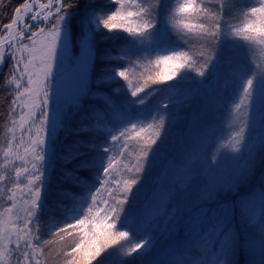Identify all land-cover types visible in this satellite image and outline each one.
<instances>
[{
    "label": "snow or ice",
    "instance_id": "1",
    "mask_svg": "<svg viewBox=\"0 0 264 264\" xmlns=\"http://www.w3.org/2000/svg\"><path fill=\"white\" fill-rule=\"evenodd\" d=\"M79 2L80 0H47V3H41L40 0H23L13 9L8 23L0 22V64L11 61L8 64L10 73L7 79L9 83L17 84L15 91L8 98L7 115L14 118L13 127L9 128V132L13 135L7 141V146L0 148V151L6 163L15 154L17 161H23L24 165L21 167L13 163L11 168L0 172V183H5L7 193H11L7 198L12 203L5 211L13 213L16 207V193L8 186L9 184L27 188L24 195L26 200L30 201V207L24 210L23 214L21 211L14 213L13 228L16 231L0 233V240L4 241L6 248L14 244L10 251L15 255V264H42L41 258L47 257L46 248L50 250L56 237L65 241L64 248L56 257L62 261V264H96L102 255L115 248L121 241L129 242L126 252L128 256L149 251L154 243L151 235L138 242H131V233L119 227V224L126 212L130 197L143 179L156 146L163 138L164 116H161L159 123L155 125L148 123L138 126L134 121L141 119L120 112L112 114L114 119L124 122L123 126L109 136L108 146L102 149L107 156L103 162L102 173L98 177L99 186L96 185L94 190L87 193L81 214L73 219L74 223L56 226L49 240L41 243L40 237L34 235V221L39 219L38 213L42 205L45 175L44 146L49 132L55 134L58 127L57 117L53 119V112L50 109L54 65H57L58 57L62 59L58 49L61 44L63 24L69 11L75 9ZM161 2L162 0H154V3L146 5L142 0H109V3L115 7L107 12H94L90 23L96 25V28L86 31L78 42L80 47L78 60L85 58L89 61L95 60L96 42L93 33L100 28L112 35L125 33L137 45L151 44ZM214 2L218 7L210 8L205 0L199 2L175 0V5L170 8L175 26L185 34L183 45L187 46L195 41L208 49L210 54L203 61L188 59L190 53L180 50L182 48L171 50L161 48L154 52L144 50L135 59L129 57L127 47L122 49L119 59L127 60L128 65L112 69L111 72L124 81L136 104L143 105L145 97L152 94L155 86L174 77L178 79L182 73L195 72V77H199L198 81L202 83L213 66L221 63L218 49L225 38L231 40L234 47L244 46L238 43L239 39L248 45H264V0H254L252 6L239 9L243 17L239 25L229 24L228 18L234 14L232 8L225 4V0H214ZM39 37L43 39L40 41V47L37 48ZM24 49H28L29 55L27 57L21 55L17 58L16 51ZM99 58L106 61L117 59L111 57L109 52ZM36 60H39V68L38 71H33L32 69L36 68ZM224 62L235 63L233 58ZM111 72L106 70V74L99 77L96 84L109 83L113 79ZM21 80L24 81L23 84L19 83ZM221 88L225 97L224 103L227 102L228 97L225 94L230 88L232 96L237 93L240 96V102L235 104V108L242 111L244 126L235 133V139L237 145L242 147H235L234 150L241 152L247 143L244 134L245 129L251 126L253 101L258 92L264 95V75H257V69L252 68L248 71L245 65H240L236 80L230 82L226 79ZM25 93L34 94L32 110L27 113L23 111L17 113V101H22ZM91 95L93 99L105 104L108 111L113 109V101L104 92H92ZM172 99L173 97L167 98L157 110L166 112L172 104ZM105 115V111L100 110L94 114L97 120L101 118L104 120ZM17 117L22 128L27 125L29 142L24 148L25 156L18 154L21 144L24 143V133H21L20 140L16 139L14 128ZM149 129L155 130L150 132ZM81 131L89 130L83 128ZM107 131L111 129L108 128ZM116 146H119V151L113 155ZM95 147L94 144L86 145L88 150ZM82 148H85V142L77 141L71 153L64 158V162L69 163L85 157L86 151H82ZM29 154L30 161L25 158ZM133 155L136 157L135 161L130 159ZM209 159L213 165L218 162L214 152H210ZM29 163L30 168L27 166ZM93 167L95 164L88 159H81L77 165L78 169ZM12 168L15 169V176L11 175ZM121 170L126 176L118 179L117 174ZM63 178L82 187L87 184L77 172L66 171ZM102 190L107 193L106 197L102 194ZM246 216L254 223L255 210L249 209L246 211ZM261 232L264 233V225L261 226ZM231 242L230 235L225 233L221 241V251L226 250ZM251 246L253 249L259 248L264 253V238ZM178 264L183 262L180 261ZM219 264H224L223 260L219 261Z\"/></svg>",
    "mask_w": 264,
    "mask_h": 264
},
{
    "label": "rangeland",
    "instance_id": "2",
    "mask_svg": "<svg viewBox=\"0 0 264 264\" xmlns=\"http://www.w3.org/2000/svg\"><path fill=\"white\" fill-rule=\"evenodd\" d=\"M253 3L254 0H251L249 6H252ZM19 4L17 6H19ZM174 5L175 3L172 6ZM90 7L85 13L86 31L96 28V25L90 23L91 17L95 11H111L115 5L110 4L109 0H93V4ZM241 8L246 7L240 6L237 11H232L234 14L233 16H236L233 18L237 21L229 22V24L239 25L242 23L243 17L239 12ZM230 11L229 9L228 12L230 13ZM169 12L163 24L166 26L168 23L169 26L177 29L173 15L171 11ZM233 18L229 17L228 19L229 21H233ZM72 22L75 23L76 21H74V18H71L70 11L63 24L61 44L58 49V51L61 52L62 59L58 57L57 65H54L52 77L50 109L53 112V119L57 117L58 127L55 134H52L50 131L49 135L46 137L44 146L45 159L43 164L45 171L51 161L50 152H52V143L60 140L53 158L54 166L58 164L59 167L56 166L53 174L47 179V182L51 181V184H53L54 188H52L51 191H55V193H49V195L53 196L49 203L44 201V209H47L44 214L45 220L42 224L34 221L33 225L34 235L40 237L41 243L51 239V233L55 231L56 226L74 223L73 219L81 214L86 203L85 197L87 193L94 190L96 185L99 186L98 177L102 173L103 162L107 156V153H104L102 149L108 146L109 136L118 131L124 123L118 124L115 129L109 127L111 131L106 134L104 140L100 142L96 140V130L99 120L93 117H95V112L101 107L99 106V100L93 99L91 93L93 90L96 88L99 89L100 87L105 89H110L109 87H112L115 89V92H117L119 83H124V81L112 75L113 79L109 83L96 84V80L101 77L100 71L103 70L102 65L105 60H102L101 63L96 61V72H92V61H89L87 58L78 60L80 56L78 42L85 33L81 37H76L74 35V29H76V27L78 28V26H74L75 24H72ZM95 32H98V35L95 37L98 58L99 56L106 55L108 45L113 41V36L115 39H120L121 32L112 35L105 32L102 28ZM152 36L153 39L151 44L142 45L146 50H154L158 40H160V36L156 32H153ZM42 39L43 37L38 38L37 48L40 47V41ZM27 43L30 44L31 42ZM238 43L244 46L238 47L237 52H234L233 49H229L234 46L231 40L227 38H225L220 45L222 52L225 53V51L229 49L226 54H234L235 63L230 64L224 62L227 60L225 58L229 59V57H227L226 54V57L220 55L224 60L219 59L221 63L218 66H213V69L209 71L202 83L198 81L200 79L199 77H195L194 72L193 77L196 80L185 81L183 87L172 86L168 91V96L173 97L172 104L166 112L158 111L157 109L161 104L166 102L167 96L162 97V100L156 104L148 102V106L145 110L141 108L143 105H140L138 107L139 111L133 116L134 118L141 119L134 121L138 126L148 123L155 125L159 122L160 117L164 116L165 126L168 128L169 125L170 127L168 128L169 132L166 133L164 131L163 138L165 137L166 140L170 139L172 147L174 143L177 142L175 144L177 148L171 154L165 153L161 156L165 159H162V166L156 178L153 179L152 186L148 187L143 184L141 189L136 192V194H142L141 198L138 201H132L130 199L120 223L137 231L145 230L147 227L151 228L162 218L166 219L168 217V213L165 209V200L160 206L156 204V201H158V198L169 188L171 182L181 176L186 167L188 168L196 165L204 173L202 179L196 182L194 188L191 186L192 188L189 187L184 190L181 195V200L179 201L178 209L176 213L171 216L169 225L164 231L162 242L158 246L159 249L154 256L149 258L147 264H168L169 261L175 263L194 251L195 245L204 246L206 250L212 249L208 264H213L214 260L215 264H219L221 260H223L224 264H237V256L241 257L242 262L244 257L245 261L250 264H264V255L260 257L261 251L259 248L253 249L251 246L254 242L258 243L261 238H264V233L259 232L255 237L249 236V233L257 234L259 230L261 231V226L264 225V207H262V203L264 204V172L261 171L258 173L257 170L254 169L258 163L260 165L264 161V95L258 92L253 101L251 126L249 129H245L244 135L247 143L241 152H236L234 150L235 147H242L241 145H237L235 133L240 127L244 126L242 111L235 108V104L240 102L239 93L232 96L231 89L226 93L228 102L233 101V104L226 112L223 125L214 131V140L212 144L207 147L206 151L201 155H190L192 152L190 153L189 147L187 146V138L197 137L198 134H200V130L203 129L198 128L199 125H196V127L193 126L197 114L192 108H189L187 114H181V105L186 104L189 98L192 99L193 105L199 113L202 110V106L204 107L205 105L212 104L214 107L212 108L214 115L219 114V102L222 100L220 97L214 99L215 103L206 97L197 100L195 99L197 96L194 95L210 91L212 83L217 77V81L221 80V76L225 74L227 68L229 70L226 73L233 74L234 81L239 74L240 65H245L248 71H251L252 68L257 69V75H264V45H248L242 39H239ZM21 55L27 57L29 55L28 49L16 51L17 58ZM9 63H11V61L3 62L0 69V84L5 82L6 91L11 94L15 91L17 84L8 82L7 78L10 73L8 67ZM35 64L36 68L32 70L38 71L39 60H36ZM237 65H239L238 70H236ZM232 71H234V73ZM5 75L6 77H4ZM18 75L17 73V76ZM24 79L26 80L27 77L25 76ZM19 83L23 84L24 81L21 80ZM220 95L224 97L223 92H220ZM33 96L34 94L25 93L24 99L22 101H17L18 107L16 108V112L20 113L23 111L27 113L31 111ZM13 119V117H9L6 124L3 125L0 148L7 146V141L13 135L12 132H9V128L13 127ZM15 119L14 134L16 139L20 140L21 133H24V143L21 144L18 154L20 156H25L24 148L29 142L27 125L22 128L18 117ZM179 122V129H177ZM83 128L89 131H81ZM154 130L155 129H149L150 132ZM77 141L85 142V148L81 150L86 151V156L65 163L64 158L71 153L73 145ZM87 144H94L96 147L88 150L86 148ZM171 145L169 143L168 151ZM178 150H180V152H178ZM118 151L119 146H116L112 154L116 155ZM161 152L162 150H160V153ZM210 152H214L218 158V162L215 165L210 162ZM181 153H184V155ZM25 158L30 161V154ZM134 158H136L135 155L130 157L132 160ZM81 159L91 160L95 164L92 176L94 177V181L89 186L82 187L79 185L77 187L63 177L66 171L75 172L78 170V172H80L82 169H78L77 165L81 162ZM13 163H16L17 166H24L23 161H17L15 154H13L6 163L3 158V153L0 151V172H5L7 169L11 168ZM27 166L30 168L31 164L29 163ZM11 175L15 176L14 168H12ZM124 176L125 174L122 170L117 174L118 179ZM8 186L12 187V191L16 193V207L13 209V213H11L8 221L7 212L3 209L0 212V233L15 232L16 229L13 228V221L15 219L14 213L16 211H21L23 214V211L30 207V201L26 200L24 195L27 192V188L15 187L14 184H9ZM0 189H4V191H0L1 201L4 200L7 206L11 205L12 202L7 198L11 193H7L5 183H0ZM58 189L65 190L68 193V197L61 195L57 191ZM248 192H257L256 194H252L256 195V201L249 197ZM102 194L105 197L107 196V193L103 192V190ZM257 202H259V204H256ZM249 209L255 210L254 222L256 223V228L246 216V211ZM227 226L237 234L238 232L241 233L238 229L240 226L242 227L243 235L245 236L243 238L245 247L240 248V246H238L231 249L229 245L228 247L230 250H228V252L226 250L223 252L221 251V241L224 237L217 235L220 229H224ZM248 230L249 232H247ZM198 232L200 234H198ZM180 235H184L183 242H180L181 244L178 242ZM237 238L242 239L239 234ZM55 239L60 238L56 237ZM13 246L14 244L6 248L4 241L0 240V264H15V255L10 251V248ZM51 249L52 245L50 250ZM214 249L218 251H214ZM233 253H236L237 256H234L235 254Z\"/></svg>",
    "mask_w": 264,
    "mask_h": 264
},
{
    "label": "trees",
    "instance_id": "3",
    "mask_svg": "<svg viewBox=\"0 0 264 264\" xmlns=\"http://www.w3.org/2000/svg\"><path fill=\"white\" fill-rule=\"evenodd\" d=\"M21 2H23V0H0V22L8 23L10 20V16L12 15L13 9ZM142 2L147 5V4L154 3V0H142ZM205 2L208 4L210 8L217 7L214 0H205ZM250 2L251 0H225V4L231 7L233 9L232 11H237L240 6L242 7L249 6ZM174 3H175V0H162L161 5L159 6V9L157 12V24L154 30V32H156L160 36V40H158L156 48L150 51L154 52L161 48H167L169 50L176 49V48H182L180 50H185L190 53L188 59L190 60L199 59L203 61V59H205L207 55L210 54L207 48L202 47L201 44L195 41H193L187 46H184L183 39L185 38V34L179 31L178 29H175L169 26L168 23L166 24V26L163 24V21L165 20L166 15L170 13L169 8H171ZM92 4H93V0H80L77 7L73 10H70L71 18H74V21H76L75 23L72 22V24H75L74 26H78V28L76 27V29H74V35L76 37H81L86 31L85 13L88 9L91 8L90 6H92ZM231 17L233 18L236 16H231ZM232 20L233 21H229V22L237 21L234 18ZM97 35H98V32H95L94 39ZM124 47L128 48V55L132 59H135L138 55L142 54L144 50H146L145 48L142 47V45L135 44L132 41V39L128 37L125 33L121 32L120 39H115L113 36V41L108 45V49L106 52L107 53L109 52V55L111 57H116L117 59L108 60V61L105 60L103 62L104 63L102 65L103 70L100 71L101 76L106 74V70L111 72L112 69L121 68V67H125L128 65L127 60L119 59L121 56V51ZM237 48L238 47H231L229 49H233L234 52H237ZM229 49H227L224 53L221 51V46L219 47L218 56L220 60H224L221 58L220 55H223L226 57L227 55L226 52ZM160 54H166V53H160ZM233 55L234 54L227 55V57L234 59ZM95 57H96L95 60L92 61L91 63V66L93 65L92 72H96L97 70L96 61H99L100 63L102 62V59L99 58L100 56L97 58L96 52H95ZM225 59H228V58H225ZM238 69H239V65H237L236 67V70ZM228 70L229 69L227 68L226 72ZM230 70H233V69H230ZM226 72L224 75L221 76L222 77L221 80L217 81L218 77L216 78V80L211 85L210 91H206L199 95L197 94L194 95V96H197L195 98L197 100L202 99L203 97H206L212 102H215L214 101L215 98L220 97V99L222 100L219 102V110H218L219 114L214 115L213 109H212L214 107L212 104L205 105L204 107L202 106V110L199 113L196 107L193 105V101L191 98H189L186 101V104L181 105V114H187L189 112V108H192V110L195 111V113L197 114V118L194 119L193 126L196 127V125H199L198 128H203L202 130H200V134H198L197 137L187 138V146L189 147L190 153L192 152L190 155L192 154L201 155L206 151L207 147H209L212 144L214 140V135H213L214 131H216L218 128H220L223 125L226 112L233 104V101L228 102V99H227V102L224 103L225 97L220 95V92H223L221 85L224 83L226 79L230 82H234L233 74H227ZM232 72L234 73V71ZM111 74L114 75V72H111ZM193 74L194 72L193 73L191 72L182 73L181 77L178 79L174 77L170 81H165V82H162L160 85L155 86L152 94L150 96L145 97V103L143 104L141 108L145 110V108L148 106V102L151 104H156L162 100V97L167 96V98H169L168 96L169 89L172 86L183 87V84L185 83V81L196 80L193 77ZM4 77H6V75ZM109 88L110 89H105L103 87H100L99 89L96 88L95 90H93V92H97V91L104 92L113 101V109L111 111H108L107 106L99 100V104H100L99 106L101 107L99 110L105 111L106 113L105 119L103 120L101 118L99 119V121L107 123L108 125H115L118 122H122V121L114 119L113 114H112L113 112H120V113H124L126 115H130L133 117L139 111L138 107L140 105L136 104L135 99L130 96V93L128 92L125 83L123 82L119 83V86L117 87V92H115L114 88L112 87H109ZM230 89L228 91H230ZM9 96L10 94L6 91V88H5V82L3 84H0V140L2 138L1 136L3 132L2 130L3 125L6 124L7 120L10 117L7 115L9 111V103H8ZM179 125H180V122L177 125V129H179ZM169 127L170 126L168 125V128ZM168 128L166 126L164 128V131L166 133L169 132ZM102 131L103 129L101 127H99V129L96 130L97 132L96 140L98 142H100V140L102 141L106 136V134H104V132L102 133ZM59 141L60 140L52 143V152H50L51 159H53L55 156V152L57 150ZM169 143L171 145L170 139L166 140V138L164 137L160 140V142L156 146L155 151L152 154V158L149 162V165L144 173L143 179L141 180L140 184L134 190L132 196L130 197L132 201L133 200L138 201L141 198L142 194H136V192L141 189L143 184H145L148 187L152 186L153 179L156 178V175L160 167L162 166L163 158L161 156L165 153L171 154L177 148L175 147V144L177 142H175L173 147L171 145V148L168 151ZM159 149L162 150L161 153ZM178 152H180V150H178ZM181 154L184 155V153H181ZM135 159L136 158H134L133 161H135ZM50 163L52 164V166H51L50 173L48 174L47 179L49 178L50 175L53 174L55 167L56 166L59 167L58 164L54 166L53 160H51ZM263 165H264V161L260 165L258 163L254 169L257 170L258 173H260L261 171L263 172L264 171ZM75 172H77L78 175L83 180L87 181V184L85 186H89L94 181V177H92L94 173L93 168L82 169L80 172L76 170ZM203 175L204 173L201 171V169L197 167L196 165H194L192 167H188V168L186 167V169L181 174V176H179L177 179L171 182L169 188L165 191L164 194H162L158 198V201H156V204L160 206L165 200V209H166V212L168 213V217L166 219L162 218L156 225L152 226L151 228L149 227L145 230L137 231L129 227H125V225H119V227L125 228L131 233V242H138L139 240L146 238V236L151 235L154 243L149 251L136 253L131 256H128L126 255V252L129 247V242L121 241L117 244L115 248L110 249L108 252L102 255L100 259L96 262V264H147L149 258L154 256L156 252L158 251L159 249L158 246L162 242L161 240L165 233L164 231L169 225L171 216L174 215L178 209L179 201L181 200V195L183 194L184 190H186L189 187L194 188L196 182L202 179ZM76 186L78 187L79 185H76ZM52 188H54V186L53 184H51V181L47 182L46 180L45 186L42 192V205H41L40 212L38 213L39 219L36 220V223L39 222L40 224H42L43 221L45 220L44 214L47 209L46 210L44 209V206H45L44 201H47L49 203L50 200L52 199L53 196L49 195V193H52V194L55 193V191H51ZM57 191L61 195L68 197V193L65 190L58 189ZM1 200L2 199L0 196V201ZM4 202H5L4 200L0 202V212L2 211V209L4 210V208H7V205ZM238 230L241 231V233L240 232L238 233L242 239L237 238L236 232L227 231V234L230 235L231 240H232L231 248L232 246H241L242 244H244L243 238L245 236L243 235L242 227L240 226ZM247 232H249V230ZM251 235L253 234L249 233V236ZM183 238H184V235L182 236L180 235L178 239L179 244H181L180 242H183ZM68 242L70 243L71 241L69 240ZM64 245H65V241H62L60 239H55L54 242L52 243V249L51 250L46 249L47 257L41 258L42 264H62V261L57 259L56 257L61 252V250L64 248ZM263 255L264 253L260 252V257H262ZM180 261H182L183 264H208L209 253L202 249H198V247H194L193 252H190L188 255L182 257L175 264H178V262ZM240 264H250V263L246 262L244 259V262Z\"/></svg>",
    "mask_w": 264,
    "mask_h": 264
},
{
    "label": "bare ground",
    "instance_id": "4",
    "mask_svg": "<svg viewBox=\"0 0 264 264\" xmlns=\"http://www.w3.org/2000/svg\"><path fill=\"white\" fill-rule=\"evenodd\" d=\"M45 1H46V2H45ZM40 2H41V3H47V0H40ZM2 65H3V63L0 64V69H1Z\"/></svg>",
    "mask_w": 264,
    "mask_h": 264
}]
</instances>
